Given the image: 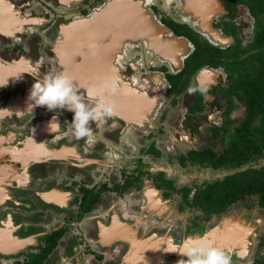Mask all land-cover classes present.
<instances>
[{
	"label": "flooded vegetation",
	"instance_id": "flooded-vegetation-1",
	"mask_svg": "<svg viewBox=\"0 0 264 264\" xmlns=\"http://www.w3.org/2000/svg\"><path fill=\"white\" fill-rule=\"evenodd\" d=\"M7 1L21 14L38 16L42 22H33L27 32L14 37L0 34V114L15 99L25 102L34 82L64 71L58 58L60 55L55 53V45L63 38V27L74 19L88 18L106 0ZM188 2L172 0L166 8L162 0L153 2L159 23L172 35L177 37L172 27L187 34L191 32L192 37L199 35L211 45L213 52L209 53L234 47L242 52L253 41L256 21L246 5L235 3L236 14L230 17L226 0L221 1L225 13L218 15L212 26L229 39V44L224 46L210 42L192 26L193 19L186 16L183 9ZM184 39L191 49L183 67L176 72L145 43L127 44L114 58L119 78L140 92H149L158 86L163 103H166L162 99L164 92L173 97V105L177 103V96L189 101L182 117L178 111L176 118L155 117V113L154 116L149 113V116L143 108L134 112L133 119H125L113 110L111 115L90 122V137L78 139L71 124L73 113L67 110L51 112L40 106L24 112V103L16 102L8 115H0V264H126L130 238L151 245L147 255L137 248V253L140 251L137 259L141 264H156L159 248L164 250L161 260L166 264H185L187 257L174 254L173 250L186 238L203 237L207 229L216 225L224 230L226 226L227 230L229 226L235 227L231 218H226L230 223L223 225L222 221L229 211L241 208L243 214L239 215V220L245 219L241 224L246 227L247 242H253L257 235L255 246L250 251V243L246 247L243 245L239 254L244 248L246 251L241 256L225 249L223 245L230 244L229 239L233 237V234L228 236L227 231L222 232L217 245L230 256L231 264H257L255 255L264 235L259 236L256 228L253 236H248L246 224L253 215L251 210L243 208L246 205L241 204L206 220L202 211L188 206L194 200L196 187L186 196L185 189L190 187L181 186L168 177L164 168L150 167L164 155L161 149L166 148L169 152L167 162L180 170L188 167L210 169L189 164L186 158L188 152L206 147L208 132L223 123V111L218 113V110L225 105L221 90L228 87L230 75L224 63L232 59H224L223 53H218V60L224 62L223 65L216 68L206 64L199 66L188 80L193 89L172 94L169 78L180 75L195 51L194 43ZM71 41L77 44V39ZM88 50L87 46V55ZM82 55H74L78 56L77 62L82 60ZM242 55L240 53L241 60L244 59ZM27 66L29 70L24 71ZM13 69L17 74L22 72L21 78L18 79ZM106 72L111 71L106 68ZM157 74L163 82L157 79ZM12 79H16L15 82ZM78 94L89 107L97 99L88 98L85 90ZM197 94L203 96L202 106H211L219 114L217 118L211 119V113L206 115V109L189 111V106L197 101ZM167 107L165 114L173 110V107ZM54 115H58V130L49 126ZM40 125L44 126L40 130L44 135L35 137L32 132ZM108 156L112 159L108 160ZM149 156L151 161L145 159ZM174 196L176 200H168ZM186 210L193 212L184 215ZM260 212L256 207V216ZM142 257L149 260L141 261Z\"/></svg>",
	"mask_w": 264,
	"mask_h": 264
},
{
	"label": "water",
	"instance_id": "water-1",
	"mask_svg": "<svg viewBox=\"0 0 264 264\" xmlns=\"http://www.w3.org/2000/svg\"><path fill=\"white\" fill-rule=\"evenodd\" d=\"M191 1L189 0L183 9L185 15L197 23L195 26L196 30L202 36L207 37L212 43H221L224 46L227 43L229 44V39H225L220 30L214 29L212 26L213 20L218 15L225 13V10L221 6L222 0H194L193 4ZM149 9L150 7H147V5L144 6L142 0H106L88 18L74 19L63 27V38L55 45V49H57L55 53L60 55L58 58L61 61V66L64 68L62 74L72 80L77 93L85 90L88 98L94 99L102 95L114 106L113 110L115 114L125 119H133L134 112H139L143 108L146 109L148 114H152L159 107V104H161V88L157 86L149 92H140L131 84L120 79V73L114 66L116 54L122 52L124 46L127 44L145 43L150 51L155 52L162 62L171 65L176 72L183 67V61L189 54L188 50L191 49L184 38H177L171 34L170 30L161 25ZM33 22H42V20L37 17H28L26 14H21L20 10L9 1L0 0V34L6 37H14L23 31L27 32V27ZM72 39H77V44H73ZM71 43L74 46H71ZM87 46L89 47L88 55L86 51ZM76 53L83 54L80 62L76 61L78 58V56H74ZM63 54L67 56H63ZM106 68L110 69L111 72L107 73ZM10 70H12L11 64ZM28 70L29 67L27 66L24 71ZM16 76H18V79L21 78L22 72L21 74L19 72ZM156 76L157 79L163 82L160 74ZM16 79H12V82H15ZM106 81L115 82L116 90L114 92L110 93L103 88ZM28 93L30 94V91ZM25 99V102H22L23 99L20 98L15 99V102H9L6 110L1 111L0 115H8L9 109L16 102L20 104L24 103L26 108L24 112H31L33 109L31 111L28 110V105L31 102L27 97ZM138 115L140 116V113ZM141 117L146 116L141 115ZM41 128L44 129V126H38V130H34L32 134L35 137L40 134L44 135V132L40 131ZM251 213L253 217H256L253 211ZM240 214H243L241 209L234 212L229 211L222 221L224 225V223H230L226 218H231L235 221V227L229 226L227 230L226 226L224 230L221 229L220 225H216L214 228L207 229L203 237H206L213 247L218 248L217 243L220 244L219 238L222 232L226 233L227 231V235L233 234V237L229 239L230 244L223 245L225 249L237 252V255L241 256V253L239 254L241 248L246 247L247 243H250L251 247L249 249L251 251L252 247L255 246V242H247L246 227H243L241 224L245 219L244 221H240ZM246 225L249 228L248 236H253L257 225L251 221ZM126 231L129 230L126 229ZM191 238L198 239L200 237ZM146 242L130 238L131 245L129 256L125 261L126 264H141L139 262L140 259H137L140 254V251L137 253V248L144 255H147L146 253L150 250L151 245ZM163 251L161 248L158 249L156 264H166V261L161 260V253ZM173 253L179 254L180 252L176 251ZM141 259V261L149 260L144 259V257Z\"/></svg>",
	"mask_w": 264,
	"mask_h": 264
},
{
	"label": "trees",
	"instance_id": "trees-1",
	"mask_svg": "<svg viewBox=\"0 0 264 264\" xmlns=\"http://www.w3.org/2000/svg\"><path fill=\"white\" fill-rule=\"evenodd\" d=\"M226 3L230 17L236 14V4H244L256 21L253 41L242 52L237 49L244 54L242 60L240 54L233 56L225 50L209 53L212 51L211 45L199 35L192 37L190 34L193 33L187 34L172 27L177 37L187 38L195 45V51L186 61L180 75L169 78L172 94L193 89L188 80L199 66L206 64L216 68L223 65L224 62L218 60V53H223L224 59H232L224 63L230 75L228 87L221 90L222 100L225 101L221 115L223 123L208 132L206 147L188 152L186 158L192 165L232 172L222 179L195 188L194 200L188 206L202 211L206 220L218 217L239 204L250 205L248 199H254L255 207L264 212V165L257 168L252 166L264 159V0H226ZM238 61L241 64L236 70L229 66ZM234 98L244 107L242 120L236 126L229 119L234 110ZM202 101L203 96L197 94V101L189 106V111L205 110ZM223 142L224 147L218 151V144ZM182 160L181 165L184 166ZM191 190L192 187L185 189V195L188 196ZM260 246L264 247V237Z\"/></svg>",
	"mask_w": 264,
	"mask_h": 264
},
{
	"label": "clouds",
	"instance_id": "clouds-1",
	"mask_svg": "<svg viewBox=\"0 0 264 264\" xmlns=\"http://www.w3.org/2000/svg\"><path fill=\"white\" fill-rule=\"evenodd\" d=\"M103 88L111 93L116 90V84L114 81H106ZM28 99L31 102L28 105L29 111L42 106L51 112L57 109L72 112L71 124L78 139L90 137V122L111 115L114 107L102 95L95 100L92 107H89L75 90L72 80L62 73L45 76L42 81L34 82ZM49 126L58 130L60 126L58 115L52 117ZM176 251L187 257L185 264H231L230 256L221 249L213 247L206 237L186 238L179 249L173 250Z\"/></svg>",
	"mask_w": 264,
	"mask_h": 264
},
{
	"label": "rangeland",
	"instance_id": "rangeland-1",
	"mask_svg": "<svg viewBox=\"0 0 264 264\" xmlns=\"http://www.w3.org/2000/svg\"><path fill=\"white\" fill-rule=\"evenodd\" d=\"M142 1H143L144 6L147 5V7H150L149 11H151L155 16V13H154L155 7L152 8L154 0H142ZM162 2H163V5H165L164 6L165 8L169 4H172V0H162ZM36 17L39 18L38 16H36ZM155 19L158 20V17L155 16ZM196 25H197L196 22H194L192 24L193 27H195ZM245 44H246V42H245ZM225 51H229L230 52L229 54L230 55L232 54L233 56L240 54V52L235 47L231 48V49H226ZM238 62H236V63L233 62V63L229 64V66L233 67L232 69L236 70L238 68L239 64H241L240 62L239 63ZM207 76L211 77L209 75H207ZM145 84H146V82H145ZM172 98L173 97L171 95L168 96V94L166 95L165 92L163 93L162 99L166 103L162 102L161 104H159V107H157L156 112H155V114H157L155 117H161V116L165 117L166 116L167 118H176V117H178L176 115L177 111H178L179 117H182V115L185 112V107L189 105V101L182 99V96H177V99H176L177 103H176V105H173L171 103ZM207 100H210L209 97H207ZM222 103H224V102H222ZM234 104H235L234 110L230 114L229 119L231 120V123L233 124V126H236L240 122V120L243 116V106H242V103L238 100H235ZM167 106L173 107V110H172V112L171 111L166 112V114H165L164 109H167L168 108ZM222 106L224 107V105L222 104L220 109L218 110V113L223 111ZM209 113H211V115H210L211 119L215 118V117L217 118L219 116V114L217 112H214V110H212L211 106L206 108V115ZM223 147H224V142L219 143L217 146V150L220 151ZM161 150H163V152H165V153H163L164 155L161 158H157V160H155L150 165V167H152L153 169L164 168L166 170L165 174L168 177L175 179V181L181 186H187V187H192V188L199 187V186H201L207 182H213L215 180L222 179L224 176L232 173L230 171H225V170L211 171L210 169H200V168H196V167H188L186 169L180 170L179 168H177V166L175 167L174 164L167 162L166 157H167V154L169 153L168 149L165 148V149H161ZM107 159L111 160L112 157L108 156ZM145 159L147 161H151L150 156L145 157ZM263 165H264V159L262 161L255 163V164H252V166L255 168L261 167ZM170 199L174 201V200H176V196H174L173 199L171 197L168 198V200H170ZM248 202H250L251 204L250 205L245 204L246 206H244L243 208H246L248 210L256 212V207L254 205L255 204L254 199H248ZM240 205L241 204H239L236 207H239ZM192 212L193 211L186 210L185 213L183 211L181 213V215H183V213H184V215L185 214L188 215V213L191 215ZM251 221H253L257 225L256 230H258V235L259 236L264 235V212L261 211L260 214L258 213V215L256 217H253L251 219ZM256 236L253 237V242H256V240H257ZM244 251H246L245 248H244ZM244 251L241 252V255H243ZM255 259H256V261H258L257 264H264V247L263 246L259 247L258 250L256 251Z\"/></svg>",
	"mask_w": 264,
	"mask_h": 264
},
{
	"label": "crops",
	"instance_id": "crops-1",
	"mask_svg": "<svg viewBox=\"0 0 264 264\" xmlns=\"http://www.w3.org/2000/svg\"><path fill=\"white\" fill-rule=\"evenodd\" d=\"M151 90H152V89H151ZM161 102H162V101H161ZM155 112H156V111L153 112V116H154V113H155Z\"/></svg>",
	"mask_w": 264,
	"mask_h": 264
}]
</instances>
